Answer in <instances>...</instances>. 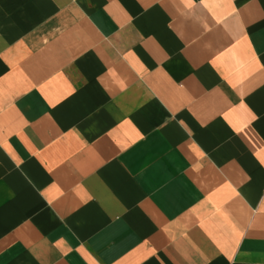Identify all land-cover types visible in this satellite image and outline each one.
Listing matches in <instances>:
<instances>
[{"label":"crops","instance_id":"crops-1","mask_svg":"<svg viewBox=\"0 0 264 264\" xmlns=\"http://www.w3.org/2000/svg\"><path fill=\"white\" fill-rule=\"evenodd\" d=\"M0 264H264V0H0Z\"/></svg>","mask_w":264,"mask_h":264}]
</instances>
